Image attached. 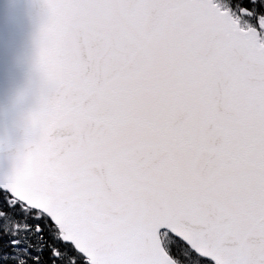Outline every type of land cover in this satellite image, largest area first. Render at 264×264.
Here are the masks:
<instances>
[{
  "label": "snow or ice",
  "instance_id": "1",
  "mask_svg": "<svg viewBox=\"0 0 264 264\" xmlns=\"http://www.w3.org/2000/svg\"><path fill=\"white\" fill-rule=\"evenodd\" d=\"M45 8L0 264H264V0Z\"/></svg>",
  "mask_w": 264,
  "mask_h": 264
},
{
  "label": "water",
  "instance_id": "2",
  "mask_svg": "<svg viewBox=\"0 0 264 264\" xmlns=\"http://www.w3.org/2000/svg\"><path fill=\"white\" fill-rule=\"evenodd\" d=\"M0 15V172H10L30 138V117L48 90L38 67L45 0H11Z\"/></svg>",
  "mask_w": 264,
  "mask_h": 264
},
{
  "label": "clouds",
  "instance_id": "3",
  "mask_svg": "<svg viewBox=\"0 0 264 264\" xmlns=\"http://www.w3.org/2000/svg\"><path fill=\"white\" fill-rule=\"evenodd\" d=\"M11 0H0V15L4 14V4H10Z\"/></svg>",
  "mask_w": 264,
  "mask_h": 264
}]
</instances>
